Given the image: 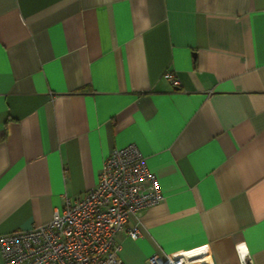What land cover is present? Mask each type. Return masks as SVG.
I'll return each instance as SVG.
<instances>
[{
  "label": "crops",
  "instance_id": "crops-1",
  "mask_svg": "<svg viewBox=\"0 0 264 264\" xmlns=\"http://www.w3.org/2000/svg\"><path fill=\"white\" fill-rule=\"evenodd\" d=\"M129 144L164 201L117 233L124 264L201 246L238 264L241 244L264 264V0H0V236Z\"/></svg>",
  "mask_w": 264,
  "mask_h": 264
},
{
  "label": "built area",
  "instance_id": "built-area-1",
  "mask_svg": "<svg viewBox=\"0 0 264 264\" xmlns=\"http://www.w3.org/2000/svg\"><path fill=\"white\" fill-rule=\"evenodd\" d=\"M171 84L179 85L172 74ZM164 201L156 176L134 144L113 149L105 159L96 184L82 197L65 199L50 222L26 231L0 236L4 264H124L121 246L115 242L130 215ZM139 238L137 228L127 231ZM239 261L252 264L248 252L238 249ZM148 264H214L207 246L172 255H154Z\"/></svg>",
  "mask_w": 264,
  "mask_h": 264
},
{
  "label": "clouds",
  "instance_id": "clouds-1",
  "mask_svg": "<svg viewBox=\"0 0 264 264\" xmlns=\"http://www.w3.org/2000/svg\"><path fill=\"white\" fill-rule=\"evenodd\" d=\"M237 247H238V249H241V248H244V245L241 244V245H238ZM243 261H244V257L242 256L241 257V264H243Z\"/></svg>",
  "mask_w": 264,
  "mask_h": 264
}]
</instances>
